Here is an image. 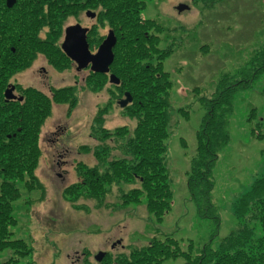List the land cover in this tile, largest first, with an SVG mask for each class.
I'll use <instances>...</instances> for the list:
<instances>
[{"label": "rangeland", "instance_id": "obj_1", "mask_svg": "<svg viewBox=\"0 0 264 264\" xmlns=\"http://www.w3.org/2000/svg\"><path fill=\"white\" fill-rule=\"evenodd\" d=\"M73 1L75 10L71 12L61 15L60 10L53 8L59 13L57 21L49 20L48 12L40 37L47 40L54 29L60 33L57 43L61 44L65 27L91 26L94 33L88 42L94 53L98 40L106 38L111 30L100 19L90 21L84 16L88 10L80 8L84 0ZM181 4L191 9L179 14L177 7ZM146 5L141 17L153 21L150 33L160 39L157 47L161 52L150 62L156 61L157 67L161 61L159 69L168 75L170 84L165 155L174 196L170 213L166 212L159 221L148 209L145 198L140 203L126 204L124 195L138 184L124 180L112 182L97 197L87 196L82 191L74 197L65 195L67 186L82 180L76 170L78 164L99 166L102 171H108L107 161L100 163L95 154L97 149L108 146L110 162L126 156L120 147L133 138L140 113L136 108L119 107L127 91L112 85L108 76L107 79L90 78L89 70L79 72L75 63L66 60L52 64L39 51L46 59L43 66L49 70L47 77H40L46 95L52 97V90H70L68 101H52L50 115L40 129L42 154L34 171L35 179L26 174L25 181L16 182L20 196L12 205L15 224L9 228V238L12 242L21 240L33 250V256L20 258L22 264L27 260L35 264H98L93 256L104 251L109 257L103 264H118L122 258H131L132 252L147 247L154 238L175 239L185 252L192 244L195 255L211 238L215 237L217 245L240 229L234 204L264 174V72L233 95V109L228 118L231 140L219 153L213 168L216 185L212 195L219 224L217 220L203 219L199 215L188 191L187 174L190 161L197 153L200 125L207 117L204 103L214 99L226 86L248 79L255 72L252 60L264 49V0H149ZM1 46L4 51L9 49L7 41ZM14 46L15 49L19 45ZM21 46L27 51V45ZM40 65V60L31 61L20 74L19 82L25 87L31 83L39 86L32 80L33 71ZM29 111L26 121L30 123L22 127L28 128V134L29 128L38 125ZM55 127L65 135L52 136L50 133ZM106 135L112 136L103 139ZM84 148L90 151L86 153ZM4 178L0 173V187ZM257 228L256 235L262 236V229ZM119 240L124 247L112 250ZM12 256L14 250L2 249L0 263ZM184 262L183 258L163 264Z\"/></svg>", "mask_w": 264, "mask_h": 264}, {"label": "trees", "instance_id": "obj_2", "mask_svg": "<svg viewBox=\"0 0 264 264\" xmlns=\"http://www.w3.org/2000/svg\"><path fill=\"white\" fill-rule=\"evenodd\" d=\"M87 1L88 7L85 8V2L79 0L82 2L80 8L94 11L102 24L107 23L110 30L115 32L118 42L114 49L115 60L111 72L120 78L119 87L126 89L132 95L134 100L128 108H136L139 111L140 122L133 138L128 141V144L120 147L126 155L124 158L108 161L110 149L108 146H102L95 151V154L100 163L105 164L107 161L108 171H102L99 166L91 168L85 164H78L76 170H79L82 180L67 186L64 192L68 197H74L81 191L87 196L97 197L104 193L106 187L112 182L124 180L126 183H136L138 187L124 195L125 203L136 204L145 198L148 209L156 220L160 221L165 213L170 211L174 198L165 160L166 142L169 136L167 128L169 126L170 95H168V90L170 84L167 79L168 75L159 69L161 61H158L157 67L154 64L156 61L150 62L155 55L161 52L157 47L160 39L156 34L150 33L154 27L153 21L141 17V12L147 7L146 3L149 0ZM53 8L55 9L56 5L50 6L49 20L57 21ZM8 33L9 30L5 23H0V35L2 36L0 57L18 54L34 56L42 51L52 64L57 65L56 61L70 62L58 46L57 39L60 33L55 32L54 29L48 34L47 40H41L31 48L25 44L28 48L27 53L23 51L24 47L21 44L16 46L14 53L11 48L3 50L1 44L12 40L8 37ZM18 33L25 35V32ZM98 41L100 45L103 38ZM12 42L16 43V40ZM252 63L256 68L250 78L243 79L232 86H226L218 92L219 94L214 99L204 103L207 117L200 125L201 128L197 135V153L190 161L191 167L187 174L188 191L198 207L199 215L203 219L217 220L218 224L220 217L217 207L213 204L212 195L216 185L213 168L218 161L219 153L231 140L228 118L233 109V95L239 88L248 87L259 74L264 72V49L254 56ZM90 76V78L107 79L105 75L91 73ZM68 90L70 89L52 90V97L41 94L33 95L29 103L33 107L31 110L33 120L38 122V125L34 127L37 137H32L29 128V134L19 135V138L9 140L5 150H1L3 154H0L2 165L0 173L5 178L0 187V251L6 248L14 250V257L0 264H22L20 258L30 257L33 253V250L27 248L23 241L12 242L9 238L11 236L9 228L15 224L12 205L20 196L16 182L17 180L25 181L26 174L32 180L35 179L34 171L37 169L42 154L39 146L40 129L46 117L50 115L52 101L61 103L69 100ZM111 136L106 135L103 139H110ZM83 150L88 153L90 148ZM234 205L235 216L241 225L240 229L223 238L217 245L213 237L194 255L192 244L189 246V251L185 252L181 251L175 239L154 238L147 247L134 254L132 252L131 258H122L118 264H163L168 260L183 258L185 259L183 264H264V174L255 180L252 187L237 199ZM257 226L262 229V236L256 235ZM24 264H35V261L27 260Z\"/></svg>", "mask_w": 264, "mask_h": 264}, {"label": "flooded vegetation", "instance_id": "obj_3", "mask_svg": "<svg viewBox=\"0 0 264 264\" xmlns=\"http://www.w3.org/2000/svg\"><path fill=\"white\" fill-rule=\"evenodd\" d=\"M55 2L57 3L55 4L56 10H61V15L65 13V11L71 12L75 10V3L73 0H57ZM84 2L86 4L85 8H87L88 1L85 0ZM54 3H52L51 0H0V23L4 22L7 26L9 30L8 37L14 41L16 40V43L12 42V40L7 41L8 48H11L13 53L16 51V49H14V45L20 46V44H27L29 45V48H31V46L41 42L43 38L40 37V29L45 23V15H48L50 6ZM88 11L89 10H86L84 16L90 21H93L94 19L88 17ZM54 16L56 19H58L59 13L56 11ZM72 25L77 24H71L63 29L64 37L61 41V44L58 45L60 49L64 44L63 42L66 36V29ZM86 28L89 29V39V36L93 30L91 26ZM20 31L25 32V35L18 33ZM1 38L2 36L0 35V39ZM105 39L106 38H103V42ZM97 50L95 49L93 53L94 55L96 54ZM39 54H36V58H33L34 56L31 54H18L16 56L5 55L4 57H0V148L2 151L5 150L9 140L17 137L19 138V133H28V130L22 129V127L29 125L28 121H26V118L28 119L27 113L31 108H33L29 103L30 98L35 94L46 96L45 84L41 81L40 77H47L49 70L47 67L43 66L46 64V59H44L43 55ZM39 60L42 61V65L33 71L34 79L32 80V82L37 83L39 86H35L33 83L26 87L23 86L19 82L21 77L20 74L25 72V67H27L31 61L37 62ZM43 62L45 64H43ZM71 64L73 63L71 62ZM110 74H112V72ZM110 74L108 75L110 76ZM7 96L10 98H7ZM31 110L29 113H31ZM34 127H36V125ZM34 127L30 128L32 137L36 136V129ZM50 134L55 137L58 135H65L64 132H61V129H57L56 127ZM58 140L59 139H57V141ZM47 142L50 144V139H48ZM60 166L61 164H58L59 168ZM117 246L124 247L121 242L119 245L113 244L112 250H115ZM107 255L108 253H106V257L101 263H103L109 257ZM93 258L95 261H97L96 256H93Z\"/></svg>", "mask_w": 264, "mask_h": 264}, {"label": "water", "instance_id": "obj_4", "mask_svg": "<svg viewBox=\"0 0 264 264\" xmlns=\"http://www.w3.org/2000/svg\"><path fill=\"white\" fill-rule=\"evenodd\" d=\"M178 12L181 14L186 10H190V7L186 4L180 5L177 8ZM88 17L94 19L96 14L93 12L87 13ZM88 29L82 28L80 25L71 26L66 29V37L63 44V51L69 59L76 62L78 71H83L91 67L93 73L105 74L110 72V67L114 62V52L113 49L117 45V39L115 33L111 31L107 36L105 42L100 46L97 54L93 55L89 51V44L87 42ZM112 84L119 86L120 79L115 75H112L110 78ZM126 99L119 102V107L127 108L133 102V97L129 93L125 94ZM7 98H10L7 96ZM120 244V242H119ZM106 253H99L96 255V259L99 262H102Z\"/></svg>", "mask_w": 264, "mask_h": 264}]
</instances>
